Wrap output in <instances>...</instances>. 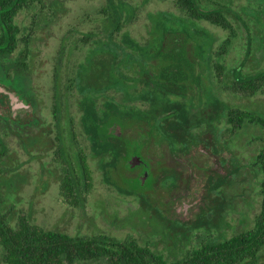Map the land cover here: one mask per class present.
Masks as SVG:
<instances>
[{
    "label": "rangeland",
    "instance_id": "rangeland-1",
    "mask_svg": "<svg viewBox=\"0 0 264 264\" xmlns=\"http://www.w3.org/2000/svg\"><path fill=\"white\" fill-rule=\"evenodd\" d=\"M216 4L225 8L238 34L223 56L226 82L264 72V0L202 1L208 9ZM15 23L20 43L4 61H14L26 47L28 69L17 74L0 62V83L6 87L0 85L30 103L32 112H18L15 118L9 96L0 93L9 98L6 110L0 106L8 115L0 118V194L13 226L26 216L35 226L71 236H131L170 261L196 247V236L212 243L221 234L228 238L252 226L261 208V175L250 164L263 145L258 136L264 129L253 125L219 142L215 123L225 126L227 107L264 117V88L250 98L222 89L214 95L210 67L228 31L184 19L174 0H42L21 10ZM117 24L122 28L111 35ZM116 93L135 109L131 116L154 118L110 115L105 125L94 119L95 133L115 146V162L105 170L91 156L80 94H104L96 104L104 110V100L121 97ZM65 115L74 118L78 147L88 155L94 182L78 205L61 194L63 166L55 154L61 145L45 144L55 135L67 141ZM123 153L135 154L125 162L127 168ZM136 161L141 162L136 167L148 161L153 168L131 184L124 178L138 172L131 171ZM71 162L65 170L74 166L78 171L74 154ZM165 174L176 176L171 190L163 187ZM130 190L146 192V201ZM197 222L203 231H193ZM259 264H264V251Z\"/></svg>",
    "mask_w": 264,
    "mask_h": 264
},
{
    "label": "trees",
    "instance_id": "trees-1",
    "mask_svg": "<svg viewBox=\"0 0 264 264\" xmlns=\"http://www.w3.org/2000/svg\"><path fill=\"white\" fill-rule=\"evenodd\" d=\"M41 1L0 0V62L17 74L27 73L28 51L26 47L14 61L9 62V64L4 61L14 54L20 43V28L15 23V17L24 8L34 2L41 3ZM202 1L174 0V3L184 19L194 23L206 21L228 31L227 38L219 46V49L214 51L216 60L210 67L214 95L220 96V89L229 91L234 96L247 98L262 92L264 72L246 79L233 77L231 83L226 82L228 69L223 56L228 54L233 45V40L238 34L226 15L225 8L219 7L217 4L210 9L204 8ZM120 28H122L121 24L115 25L111 35L113 32L119 31ZM86 61L89 59L87 58ZM54 90L58 95V83ZM116 94L121 97L117 98V96L111 95L109 100H104V110L98 109L96 105L99 97L105 99L104 94L96 95L94 98L80 94V105L87 108L94 105L96 110L100 111L94 113L96 118L98 116L107 117L108 113L121 120L129 117L135 120L139 117L148 120L154 118L148 114L131 116L132 112H136L135 109L127 106L129 103H125L123 94ZM222 121H224L225 126H220L218 121L215 123L219 142L233 140L240 132L253 125L264 129V117L239 107H227ZM258 138L263 145L250 165L260 168L261 208L260 212L255 215L253 224L249 229L228 238L221 234L218 238L219 241L212 243L196 236V239L200 240L196 247L188 250L182 257L170 261L163 255L151 250L149 246L141 245L136 238L131 236L123 240L106 235L78 234L71 236L61 231L46 230L35 226L26 216H19L16 225L13 226L10 214L3 209L0 194V264H259L260 255L264 251V136H258ZM60 150L57 155L58 163L63 166L62 170L65 174L61 184V194L69 204L78 205L86 199L80 194V189L84 183L89 184L90 169L85 158L80 156L79 160L75 157L78 171L74 166H71L74 170L71 169L68 172L65 170V165H73L71 162L73 158L66 153L64 148ZM96 150H99L98 147ZM111 154L113 156L111 163H114L115 146L111 147ZM3 155L0 151V159ZM1 180L2 170L0 168V186ZM202 225L197 222L193 231H203L204 226Z\"/></svg>",
    "mask_w": 264,
    "mask_h": 264
},
{
    "label": "flooded vegetation",
    "instance_id": "flooded-vegetation-1",
    "mask_svg": "<svg viewBox=\"0 0 264 264\" xmlns=\"http://www.w3.org/2000/svg\"><path fill=\"white\" fill-rule=\"evenodd\" d=\"M1 32V30H0ZM106 67V65H104ZM2 86L6 87L4 84L0 83ZM75 84V87L78 89V86H77V83H74ZM8 89V88H7ZM10 90V89H9ZM11 91V90H10ZM107 100V99H106ZM9 104V98L7 97V95H4V94H0V106L3 107V110H6V106ZM66 106V104H65ZM3 110L0 109V118L3 117L4 119H6L5 117H7L8 115L6 114H3ZM66 110V109H65ZM84 111V116H82V125H83V131L85 133V137L86 139L88 140V144H90V148H91V152H92V157H94V159L98 158L99 161L101 162V164L103 165V168L106 170V166H109L111 165V144H113L111 141H107V140H104L102 136H98L96 132V130L94 129V126L93 124L95 123L94 119H97V122L98 123H102L103 125L105 124H108L111 122V119L109 118L111 113H108V116L107 117H99L96 118L94 116V113H96L97 111L99 110H96V107L93 105L91 106V108H87L86 106L83 107L82 109ZM100 112V111H99ZM92 117V118H91ZM64 128L66 129L67 131V141H65L64 139H62V135L61 138H59V136L55 135V140L54 142L52 141H47L45 142V144H59L61 145L60 147H58L56 150H55V154L58 155L59 153V150L61 149H65L66 153H67V150H66V146L65 144H68L69 145V148L71 147L72 149V155H70L72 158H73V154L75 155V157L79 160L80 156H82V158L84 157L85 160H86V164L88 165V162H87V159H88V155H86L84 153L83 150H81L79 147H78V144H80V141L77 140V135H76V125L74 124V118L71 117V116H68V115H65V126ZM63 131V130H62ZM61 132V129L60 131ZM96 134V135H95ZM92 135V136H90ZM98 136V138H97ZM159 144V143H158ZM58 145V146H59ZM125 145H127V143H125ZM96 147H98L99 150H96ZM60 150V151H61ZM135 154H132V153H123V162H124V166H126L125 162H127L131 156H134ZM142 158H144L143 154H141ZM89 167V165H88ZM127 168V166H126ZM153 168L152 164L149 163L148 161L141 165V166H138L134 169H131L132 172L135 173V171H138L137 173H135L134 175H131L129 178L126 177L124 178V180L126 181H129L131 184H136L139 182V179L138 177L140 175H142L143 173H150V169ZM72 168H70V171H71ZM90 169V168H89ZM128 169V170H130ZM74 170V169H72ZM141 171V173H140ZM64 177H65V174L63 173ZM135 176V177H134ZM76 177V176H75ZM90 180H89V184H83V186L81 187L80 189V194L82 196H89L94 188V182H93V178H92V172H91V169H90ZM77 179V178H76ZM170 179L172 180L173 179V182L170 181ZM103 180L107 183L110 184V181L108 178H106V173L103 174ZM217 179H215L216 181ZM177 183V180H176V176L175 174L173 175H166L163 177V181H162V184H163V187L167 190H171L172 187H174ZM62 184V182H61ZM215 186V182L214 184L211 185V198L213 199L214 197V192L212 191V189L214 188ZM170 187V188H169ZM131 191V190H130ZM140 194H137L135 193L134 191H131V195H135V196H139L140 199L144 202L146 201V192H143V191H139ZM146 196V197H145Z\"/></svg>",
    "mask_w": 264,
    "mask_h": 264
},
{
    "label": "water",
    "instance_id": "water-1",
    "mask_svg": "<svg viewBox=\"0 0 264 264\" xmlns=\"http://www.w3.org/2000/svg\"><path fill=\"white\" fill-rule=\"evenodd\" d=\"M0 93L7 94L11 100L12 112L13 116L16 118L17 113L21 112L22 115L26 116L32 112V105L30 103H25L21 98L14 92L8 91L6 88L0 85ZM23 117V116H22ZM133 160H138V158H134ZM141 164L140 161H136L132 164V167H136Z\"/></svg>",
    "mask_w": 264,
    "mask_h": 264
}]
</instances>
